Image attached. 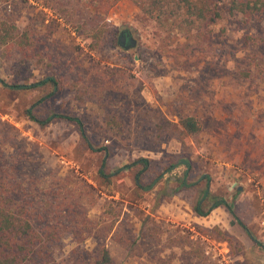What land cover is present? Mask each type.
<instances>
[{
  "label": "rangeland",
  "instance_id": "374dc122",
  "mask_svg": "<svg viewBox=\"0 0 264 264\" xmlns=\"http://www.w3.org/2000/svg\"><path fill=\"white\" fill-rule=\"evenodd\" d=\"M221 10L211 39L201 41L172 37L135 0H0L1 79L30 84L56 75L63 82L61 91L47 98L51 87L14 91L0 82V122L15 126L36 151L29 168L36 175L73 174L94 188L85 189L93 196L81 199L90 219L103 225L118 217L114 237L106 240L115 264H217L187 227L226 244L238 264H264L262 33L240 15L230 16L224 5ZM124 30L137 40L135 48L119 45ZM28 109L42 120L78 116L87 126L97 117L104 126L124 121L126 139H100V147L110 146L105 157L88 149L77 125L55 120L42 126L28 117ZM185 115L200 121L199 135L181 136L178 124ZM0 130L8 133L1 123ZM147 133H163L165 141L157 145ZM2 149L10 158L6 145ZM142 158L150 165L141 182L147 186L159 179L148 192L136 184L141 166L127 167ZM102 170L116 175L109 181ZM206 187L234 204L259 244L243 245L221 228L238 224L224 206L207 218L196 215ZM75 188L79 193L81 185H71ZM96 240L68 233L56 258L86 264Z\"/></svg>",
  "mask_w": 264,
  "mask_h": 264
},
{
  "label": "trees",
  "instance_id": "16d2710c",
  "mask_svg": "<svg viewBox=\"0 0 264 264\" xmlns=\"http://www.w3.org/2000/svg\"><path fill=\"white\" fill-rule=\"evenodd\" d=\"M135 1L145 14L153 18L158 26L172 37L186 34L201 41L211 39L212 27L222 19L221 7L224 5L230 16L240 15L245 24L261 30L262 36L258 37L261 45H264V0ZM258 37L251 35L250 39H258ZM77 75L81 73L78 72ZM0 82L14 91L34 92L51 87V91L44 98L55 95L63 87V82H60V78L56 75L30 84H8L1 77ZM69 85L76 86L74 82ZM85 92L90 97L94 96L88 91ZM27 114L31 120L42 126L55 120H64L77 125L88 149L93 152H103L105 157L110 153V146L100 147L98 145L100 139H113L115 143L126 139L123 130L124 121L110 120L108 125L104 126L98 124L99 117H97L93 124L88 123L87 126L82 118L74 115L53 114L42 120L33 114L32 109H28ZM140 116L138 113L136 119ZM0 123L8 131L5 134L0 130V264H63L57 260L56 254L62 249L63 239L68 233L98 236L95 248L85 258L84 263L115 264L106 240L114 237L118 217L110 224L103 225L90 219L81 199L86 193L93 196L92 192L85 189L90 188L94 191V188L77 181L78 178L73 174L65 178L59 177L54 171L42 176L36 175L29 169L37 161L36 151L33 147L29 149L25 139L20 138L15 126ZM178 126L181 136L185 139L199 135L202 130L200 121L193 115L181 116ZM128 133L131 135L130 132ZM146 137H153L157 145H161L165 139L163 133L155 136L147 133ZM2 145L3 147L6 145L7 150L9 149L10 158L6 157ZM149 149L155 150L152 146ZM180 163L189 167L188 159H182ZM149 165V160L142 158L127 166L128 168L141 166L137 172L136 184L143 192L153 190L159 182V179H156L147 186L141 182ZM175 167L176 164L172 165L168 171L172 172ZM101 175L110 181V178L116 174L107 175L102 170ZM73 184L76 187L81 185L79 193L76 192L77 188L74 189L75 191L71 189ZM220 206L226 207L240 227L256 240L253 233L236 216L234 204L214 195L209 187L203 191V197L194 207V211L199 217H208Z\"/></svg>",
  "mask_w": 264,
  "mask_h": 264
},
{
  "label": "built area",
  "instance_id": "2783aa9c",
  "mask_svg": "<svg viewBox=\"0 0 264 264\" xmlns=\"http://www.w3.org/2000/svg\"><path fill=\"white\" fill-rule=\"evenodd\" d=\"M187 229L192 234V237L199 238L205 243L203 251L209 260H213L217 264H238L226 244L217 242L208 236L200 235L195 227H187Z\"/></svg>",
  "mask_w": 264,
  "mask_h": 264
},
{
  "label": "crops",
  "instance_id": "0c3cea01",
  "mask_svg": "<svg viewBox=\"0 0 264 264\" xmlns=\"http://www.w3.org/2000/svg\"><path fill=\"white\" fill-rule=\"evenodd\" d=\"M238 178V177H237ZM236 178V179H237ZM234 181V180H233ZM240 182V181H239ZM235 186L237 185V184H234ZM232 188H234L233 187V185H232V183H231V186H230V188H229V191H231V190H233ZM219 208L220 207H218V208H216L214 211H212V215L213 214H215L218 210H219ZM210 214V215H211ZM208 217H210V216H208ZM199 218H207V217H199ZM187 222H189V221H187ZM185 223V222H184ZM187 224V223H186ZM263 225H264V219H263ZM221 228H224V231H227V232H229L231 235H233V236H236V237H238V239H240V242H242V244L243 245H248V247H250V245H253V244H259L260 243V241H259V238H257L256 240H253L247 233H246V231L242 228V227H240V225L239 224H228V225H226V224H222L221 225ZM238 229H240V230H238ZM249 229V228H248ZM243 230V231H242ZM250 230V229H249ZM259 230H260V233L262 232V229L261 228H259L258 229V232H259ZM251 231V230H250ZM252 232V231H251ZM241 235H240V234ZM238 235V236H237ZM255 235V234H254Z\"/></svg>",
  "mask_w": 264,
  "mask_h": 264
},
{
  "label": "water",
  "instance_id": "95a60500",
  "mask_svg": "<svg viewBox=\"0 0 264 264\" xmlns=\"http://www.w3.org/2000/svg\"><path fill=\"white\" fill-rule=\"evenodd\" d=\"M126 38H129V42L128 44H126L124 41L126 40ZM119 45L123 48H125L126 50L135 48L137 45V40L133 37L132 33L129 30H124L122 32V36L121 39L119 40ZM242 188H240L241 190Z\"/></svg>",
  "mask_w": 264,
  "mask_h": 264
},
{
  "label": "flooded vegetation",
  "instance_id": "af4514ba",
  "mask_svg": "<svg viewBox=\"0 0 264 264\" xmlns=\"http://www.w3.org/2000/svg\"><path fill=\"white\" fill-rule=\"evenodd\" d=\"M133 35V34H132ZM121 36H122V32H121V34H120V36H119V40L121 39ZM134 37V36H133ZM126 44H128V42H129V38H126V40L124 41Z\"/></svg>",
  "mask_w": 264,
  "mask_h": 264
}]
</instances>
